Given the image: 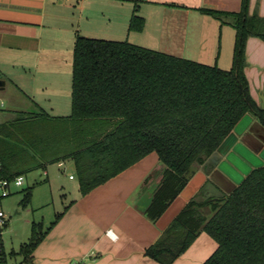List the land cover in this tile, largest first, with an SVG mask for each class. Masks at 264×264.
<instances>
[{
  "label": "trees",
  "instance_id": "trees-1",
  "mask_svg": "<svg viewBox=\"0 0 264 264\" xmlns=\"http://www.w3.org/2000/svg\"><path fill=\"white\" fill-rule=\"evenodd\" d=\"M249 7L250 0H242L239 12L203 10L236 30L230 70L127 41L78 36L71 114L21 111L2 120L0 178L12 181L73 162L85 196L155 152L165 170L146 216L157 221L245 116L264 126V108L253 98L245 73L247 41L264 40V17L250 14ZM143 27L144 19L135 14L129 30ZM31 198L32 188L25 189L21 205L28 207ZM202 232L218 244L203 264H264V166L231 193L191 200L147 255L172 264ZM46 233L42 224H33L30 242L18 252L20 264H33ZM0 247V261L7 264L2 242Z\"/></svg>",
  "mask_w": 264,
  "mask_h": 264
},
{
  "label": "crops",
  "instance_id": "crops-1",
  "mask_svg": "<svg viewBox=\"0 0 264 264\" xmlns=\"http://www.w3.org/2000/svg\"><path fill=\"white\" fill-rule=\"evenodd\" d=\"M204 9L239 12L242 0H0V122L21 111L71 114L78 36L127 41L230 70L236 30ZM249 12L264 17V0H250ZM135 14L144 19L140 32L129 30ZM246 61L251 94L262 107L264 40L248 39ZM221 154L216 171L207 175L200 168L155 222L148 219L146 210L165 170L157 153L85 196L80 193L74 163L66 162L74 176L69 180L76 182L69 192L72 199L45 230L32 254L33 264H161L147 250L191 200L228 194L253 169L264 166V126L245 116L222 145ZM52 165L43 169L49 182L47 171ZM66 188L61 185L58 190ZM60 196L65 201L68 195ZM31 237L8 250L2 235L7 264L23 261L18 252ZM217 248V242L202 232L172 264H203Z\"/></svg>",
  "mask_w": 264,
  "mask_h": 264
},
{
  "label": "rangeland",
  "instance_id": "rangeland-1",
  "mask_svg": "<svg viewBox=\"0 0 264 264\" xmlns=\"http://www.w3.org/2000/svg\"><path fill=\"white\" fill-rule=\"evenodd\" d=\"M47 172L51 177L50 182L46 180L43 169L34 170L24 176L23 187L13 188L10 196L1 199L0 209L7 219V228L2 235L8 250L17 249L21 241H29L34 223L43 224L45 231L72 199L69 192L72 193V186L76 182L70 181L69 176L73 171L68 168L61 169L58 164H54ZM61 185L67 188L59 191L58 187ZM27 188H32L31 203L28 207H23L21 201ZM62 194L68 195L65 201L61 199Z\"/></svg>",
  "mask_w": 264,
  "mask_h": 264
},
{
  "label": "built area",
  "instance_id": "built-area-1",
  "mask_svg": "<svg viewBox=\"0 0 264 264\" xmlns=\"http://www.w3.org/2000/svg\"><path fill=\"white\" fill-rule=\"evenodd\" d=\"M0 117H1V114H0ZM59 166L62 168H67V163L60 162ZM70 179H74V176L70 175ZM24 183H25L24 176H19L15 180H12V181L0 178V200L10 196L12 194L13 188L23 187ZM6 227H7V219H6L4 212L0 209V246H1L2 234ZM1 253H2V249L0 247V255ZM0 260H1V256H0ZM0 264H3V263L0 261Z\"/></svg>",
  "mask_w": 264,
  "mask_h": 264
},
{
  "label": "water",
  "instance_id": "water-1",
  "mask_svg": "<svg viewBox=\"0 0 264 264\" xmlns=\"http://www.w3.org/2000/svg\"><path fill=\"white\" fill-rule=\"evenodd\" d=\"M264 102V99H263ZM262 108H264V104L262 105ZM251 116V115H250ZM225 143V142H224ZM222 147V146H221ZM223 155L221 154V148L214 153L202 166V171L207 174L211 175L214 171H216L217 167L220 165L222 161ZM73 167L75 168V165L73 164ZM232 192V191H231ZM229 192V193H231ZM223 200H226V198H215L214 201L221 202Z\"/></svg>",
  "mask_w": 264,
  "mask_h": 264
},
{
  "label": "flooded vegetation",
  "instance_id": "flooded-vegetation-1",
  "mask_svg": "<svg viewBox=\"0 0 264 264\" xmlns=\"http://www.w3.org/2000/svg\"><path fill=\"white\" fill-rule=\"evenodd\" d=\"M202 168V167H201Z\"/></svg>",
  "mask_w": 264,
  "mask_h": 264
}]
</instances>
